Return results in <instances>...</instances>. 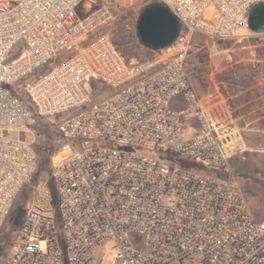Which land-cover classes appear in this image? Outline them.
Instances as JSON below:
<instances>
[{"label": "built area", "instance_id": "1", "mask_svg": "<svg viewBox=\"0 0 264 264\" xmlns=\"http://www.w3.org/2000/svg\"><path fill=\"white\" fill-rule=\"evenodd\" d=\"M156 1L179 20L178 36L129 61L96 33L114 18L99 0H0V239L22 190L33 192L0 264H102L95 251L110 242V264H264V221L229 163L232 132L186 67L193 34L248 35L264 0ZM41 117L57 119L62 143L48 178L32 184L34 144L11 132Z\"/></svg>", "mask_w": 264, "mask_h": 264}, {"label": "rangeland", "instance_id": "2", "mask_svg": "<svg viewBox=\"0 0 264 264\" xmlns=\"http://www.w3.org/2000/svg\"><path fill=\"white\" fill-rule=\"evenodd\" d=\"M106 4L113 13V19L102 25L97 34L108 33L117 47H120L124 56L129 60L143 61L151 56L139 39L137 24L141 12L151 3H159L156 0H99ZM256 4L253 8L258 5ZM252 8V9H253ZM251 9V10H252ZM85 3H81L77 8L80 16L84 15ZM250 30V29H249ZM254 31H248V35L236 36L226 39H216L203 34H193L191 37V47L187 57L186 67L191 78L193 88L201 99L206 102V94L213 92L218 86L223 76L231 78V75L238 76L239 65L237 60L242 59L246 63L248 59L264 57V38ZM263 47H259V46ZM255 46V47H254ZM262 48V49H260ZM257 63V62H256ZM260 73L264 72L261 65L258 68ZM181 106L180 101H176ZM55 117L37 118L35 124L27 131L11 132L12 135L33 142L38 155V166L32 184H38L46 180L53 166V158L58 151L62 139L56 131ZM194 120H189L182 130L185 137L195 132ZM234 154L229 158V163L233 172V178L238 181L242 188L256 218L264 221V156H255V152H249L246 147L240 145L237 136L232 135ZM264 139V133L262 135ZM264 147V144L261 148ZM47 159L44 164L43 160ZM203 171H213L209 167H202ZM32 187L28 186L18 196L14 210L5 228L2 231L0 245L4 246L16 236L18 228L22 223L28 203L32 199ZM54 205L58 202L56 187L53 188ZM56 208V207H55ZM58 213V212H57ZM139 239H144L143 235H137ZM95 256L102 264H110L114 257V244L112 242L95 251Z\"/></svg>", "mask_w": 264, "mask_h": 264}, {"label": "crops", "instance_id": "3", "mask_svg": "<svg viewBox=\"0 0 264 264\" xmlns=\"http://www.w3.org/2000/svg\"><path fill=\"white\" fill-rule=\"evenodd\" d=\"M255 33L264 38V30ZM241 61L243 58L237 60L242 65L238 76H223L219 82L221 86L205 95L204 105L230 128L241 146L260 158L264 156V147L261 148L264 144V72L260 73L258 68L260 65L264 68V57L250 58L246 63ZM234 153L232 149L231 155Z\"/></svg>", "mask_w": 264, "mask_h": 264}, {"label": "water", "instance_id": "4", "mask_svg": "<svg viewBox=\"0 0 264 264\" xmlns=\"http://www.w3.org/2000/svg\"><path fill=\"white\" fill-rule=\"evenodd\" d=\"M248 28L254 32L264 30V4L253 8L247 19ZM180 23L165 5L151 4L140 14L137 33L141 43L151 48H164L178 36Z\"/></svg>", "mask_w": 264, "mask_h": 264}, {"label": "trees", "instance_id": "5", "mask_svg": "<svg viewBox=\"0 0 264 264\" xmlns=\"http://www.w3.org/2000/svg\"><path fill=\"white\" fill-rule=\"evenodd\" d=\"M151 4H158V3H151ZM151 4H150V5H151ZM148 6H149V5H148ZM142 46H143L146 50H148V51L151 53V56L148 57L147 59L151 58L156 52L159 51V49L151 48V47H147V46H145V45H143V44H142ZM118 48H119V50H120L121 52H123V51L121 50L120 47H118ZM147 59H145V60H147ZM127 60H129V59H127ZM129 61H130V60H129ZM47 162H48V161H47V159L45 158V159L43 160V163L46 164Z\"/></svg>", "mask_w": 264, "mask_h": 264}]
</instances>
